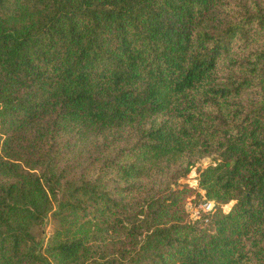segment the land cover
Wrapping results in <instances>:
<instances>
[{
	"label": "trees",
	"instance_id": "16d2710c",
	"mask_svg": "<svg viewBox=\"0 0 264 264\" xmlns=\"http://www.w3.org/2000/svg\"><path fill=\"white\" fill-rule=\"evenodd\" d=\"M0 264H264V0H0Z\"/></svg>",
	"mask_w": 264,
	"mask_h": 264
},
{
	"label": "rangeland",
	"instance_id": "374dc122",
	"mask_svg": "<svg viewBox=\"0 0 264 264\" xmlns=\"http://www.w3.org/2000/svg\"><path fill=\"white\" fill-rule=\"evenodd\" d=\"M211 162H213L211 157H206L199 160L194 165V167L191 168L190 172L186 175V177L178 179V184L180 185L185 184L194 191L193 195L186 200V205H185L188 220L190 221L198 220V218L202 217V215H207V213H209V212H205L203 209V204L206 202V200L204 198V192L197 187V179H198V169L204 168L206 165L210 164ZM213 205L215 208L214 203ZM232 205H233L232 201L228 202L225 205H222L221 206L222 212L223 213L228 212ZM49 231H50V226L45 225L43 231L45 235Z\"/></svg>",
	"mask_w": 264,
	"mask_h": 264
},
{
	"label": "built area",
	"instance_id": "2783aa9c",
	"mask_svg": "<svg viewBox=\"0 0 264 264\" xmlns=\"http://www.w3.org/2000/svg\"><path fill=\"white\" fill-rule=\"evenodd\" d=\"M213 203L209 202V201H206L204 204H203V209L205 212H210L212 209H213Z\"/></svg>",
	"mask_w": 264,
	"mask_h": 264
}]
</instances>
